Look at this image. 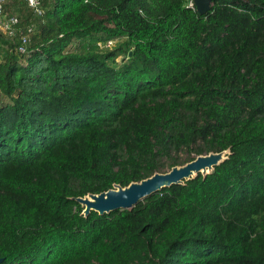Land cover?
I'll return each instance as SVG.
<instances>
[{"label":"trees","instance_id":"trees-1","mask_svg":"<svg viewBox=\"0 0 264 264\" xmlns=\"http://www.w3.org/2000/svg\"><path fill=\"white\" fill-rule=\"evenodd\" d=\"M42 9L7 7L26 55L0 34L1 264H264V0ZM224 151L130 211L75 201Z\"/></svg>","mask_w":264,"mask_h":264},{"label":"water","instance_id":"water-1","mask_svg":"<svg viewBox=\"0 0 264 264\" xmlns=\"http://www.w3.org/2000/svg\"><path fill=\"white\" fill-rule=\"evenodd\" d=\"M213 0H194V5L201 16L211 11ZM230 151L200 155L195 160L176 166L169 171L156 173L140 182H133L126 187L116 185L113 189L101 194H89L75 201L84 208L83 215L88 217L92 212L99 215H110L117 211H130L149 197L173 186H184L199 175L206 178L214 173L215 168L228 159ZM2 260H0L1 264Z\"/></svg>","mask_w":264,"mask_h":264},{"label":"built area","instance_id":"built-area-1","mask_svg":"<svg viewBox=\"0 0 264 264\" xmlns=\"http://www.w3.org/2000/svg\"><path fill=\"white\" fill-rule=\"evenodd\" d=\"M11 1L19 0H0V34L6 36L7 40L18 43L17 51L20 55H26L28 48L31 45V33L30 28L27 34H24L19 27V21L16 17L9 15L7 7ZM21 1V0H20ZM28 3L29 7L36 13V15L43 17L44 12L42 9V0H24ZM188 7L193 8L194 0H186ZM113 42H110L107 47H112Z\"/></svg>","mask_w":264,"mask_h":264},{"label":"rangeland","instance_id":"rangeland-1","mask_svg":"<svg viewBox=\"0 0 264 264\" xmlns=\"http://www.w3.org/2000/svg\"><path fill=\"white\" fill-rule=\"evenodd\" d=\"M119 62H121V59H119ZM0 101H6V99L5 98H2L1 95H0ZM179 156H180V158L183 161H185V159H187V157H188V154L186 152H182ZM192 157H194V155Z\"/></svg>","mask_w":264,"mask_h":264}]
</instances>
